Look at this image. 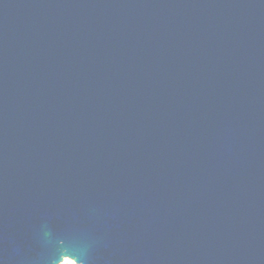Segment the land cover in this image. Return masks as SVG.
<instances>
[{"label":"water","instance_id":"95a60500","mask_svg":"<svg viewBox=\"0 0 264 264\" xmlns=\"http://www.w3.org/2000/svg\"><path fill=\"white\" fill-rule=\"evenodd\" d=\"M264 264V0H0V264Z\"/></svg>","mask_w":264,"mask_h":264},{"label":"rangeland","instance_id":"374dc122","mask_svg":"<svg viewBox=\"0 0 264 264\" xmlns=\"http://www.w3.org/2000/svg\"><path fill=\"white\" fill-rule=\"evenodd\" d=\"M65 260L61 264H74V262H72L70 259H65Z\"/></svg>","mask_w":264,"mask_h":264},{"label":"bare ground","instance_id":"6f19581e","mask_svg":"<svg viewBox=\"0 0 264 264\" xmlns=\"http://www.w3.org/2000/svg\"><path fill=\"white\" fill-rule=\"evenodd\" d=\"M66 261V260H65ZM64 262V261H63Z\"/></svg>","mask_w":264,"mask_h":264}]
</instances>
